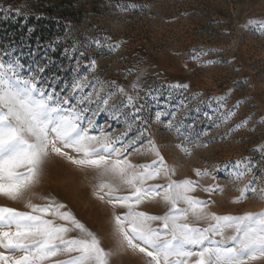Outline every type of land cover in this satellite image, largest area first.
<instances>
[{"label":"rangeland","instance_id":"rangeland-1","mask_svg":"<svg viewBox=\"0 0 264 264\" xmlns=\"http://www.w3.org/2000/svg\"><path fill=\"white\" fill-rule=\"evenodd\" d=\"M45 6L64 13L65 31L58 38L64 43L60 56L52 57V52L58 49L54 45L52 49L47 46L38 49L26 43L7 41L3 33L0 34V55L7 53L4 59L19 61L25 76L35 73L54 83L58 94H65L66 86L78 74H83L88 80L93 76L101 77L105 92L112 87L107 82L116 81L136 96L131 85L139 77L138 103L144 105L140 114L145 121L143 125L126 123L123 113L120 119H112L111 112H100L97 116V123L113 136L126 133L127 139L138 140L135 147L145 154L129 149V159L133 163H150L156 159L153 153L146 152L150 139L167 164L174 168L173 179L198 181L199 187L193 195L214 201L208 211L239 215L264 210V200L259 198L264 175L258 171L264 169V158L257 151L264 147V32L258 25L249 23L264 22V0H0V31L2 20L12 15L29 17ZM101 37H111L108 41L111 43L120 42L119 49L109 52L94 46L92 41ZM100 42L106 41L101 39ZM71 44L84 56L95 58L94 73L84 67L91 61L78 57L77 51L65 55L64 49ZM204 52L207 54L202 55ZM193 56L198 59H192ZM77 58L80 59L79 73L73 71ZM207 61L214 63L207 64ZM39 67H44L43 73L39 72ZM175 83L189 87L186 91H172L167 87ZM148 92H154L155 98L148 96ZM103 95L101 93V97ZM213 96H227L223 112L235 111L227 123L220 122L223 112L213 113L203 103ZM123 99L115 95L109 105L119 104ZM180 99L185 102L183 107L179 106ZM237 104L238 107L233 108ZM158 111L175 112L172 123L182 124L184 134L178 135L175 128L169 129L170 116L155 120ZM245 119L248 123L244 128L230 131ZM128 120L130 122L131 117ZM141 128H146L143 136ZM204 132L207 135H203ZM244 157L257 164L254 169L259 177L257 192L247 193V199L234 203L240 189L253 176L235 181L226 174V166ZM198 169L207 174L197 176ZM92 177L91 172L52 157L41 183L33 189V202L42 203L40 197L49 193L56 195L101 238L106 249L114 251L111 264H146L142 255L119 247L111 219L113 209L92 195ZM155 182L167 183V180L161 178ZM217 184L222 191L212 194L204 191ZM0 205L28 211L24 200L13 202L0 197ZM140 210L160 215L167 207L154 201L142 205ZM254 264H264V261Z\"/></svg>","mask_w":264,"mask_h":264},{"label":"snow or ice","instance_id":"snow-or-ice-1","mask_svg":"<svg viewBox=\"0 0 264 264\" xmlns=\"http://www.w3.org/2000/svg\"><path fill=\"white\" fill-rule=\"evenodd\" d=\"M249 23L258 25L264 32V22ZM101 39L106 42L101 44ZM108 41L111 37H101L92 44L109 52L119 49L120 42ZM48 48L52 49V45ZM73 50L78 52V57L91 61L84 67L94 73L95 58L84 56L74 44L65 48L64 53L68 55ZM5 55H0V197L13 202L24 200L28 211L0 205V264H111L114 251L106 249L101 238L56 195L49 193L40 197L42 203L33 202V189L41 183L52 157L93 174L92 195L113 209L111 219L119 247L142 255L146 264L264 261V210L239 215L208 211L214 201L193 195L199 187L198 181L173 179L174 168L167 164L153 141L149 139L146 152L153 153L156 159L150 163H133L129 149L145 154L135 147L138 140L127 139L126 133L113 136L97 123L100 112H111L112 119H120L123 113L126 123H145L140 115L144 105L138 103L139 77L131 85L136 96L116 81H108L112 87L105 92L101 77L88 80L83 74H78L66 86L65 94H58L54 83L35 73L23 75L19 61L6 60ZM75 63L77 67L73 71L79 73L80 59ZM39 72L43 73L44 67H39ZM128 74H132L131 69ZM167 87L172 91H186L189 85L175 83ZM115 95L124 99L110 106L109 101ZM147 95L155 98L154 92ZM178 103L181 107L185 104L183 99ZM203 103L213 113H221L227 105V96H213ZM236 107L238 104L233 106ZM234 115L235 111L229 109L223 112L220 122L227 123ZM164 116H170V130L175 128L178 135L184 134L182 124L172 123L175 112L158 111L155 120L160 121ZM247 123L245 119L230 131L244 128ZM145 132L146 128L140 129L141 136ZM257 151L264 158V147ZM226 168V174L235 181L253 176L240 189L234 203L247 199V193L257 192L259 177L254 172L257 164L251 158L244 157ZM258 171L264 175V169ZM206 174L196 170L197 176ZM161 178L167 183L155 182ZM222 190L218 184L204 189L209 194ZM259 198L264 200V188L259 190ZM154 201L162 202L167 210L160 215L140 210L142 205ZM117 209L123 211L117 212ZM60 256L66 258L54 259Z\"/></svg>","mask_w":264,"mask_h":264},{"label":"trees","instance_id":"trees-1","mask_svg":"<svg viewBox=\"0 0 264 264\" xmlns=\"http://www.w3.org/2000/svg\"><path fill=\"white\" fill-rule=\"evenodd\" d=\"M64 13L54 7L39 8L38 12L29 17L12 15L8 20H2L0 34H5V40L26 43L38 49L54 45L56 49L52 57H59L64 43L59 37L64 34ZM57 39V40H56ZM55 69L53 68V72Z\"/></svg>","mask_w":264,"mask_h":264}]
</instances>
